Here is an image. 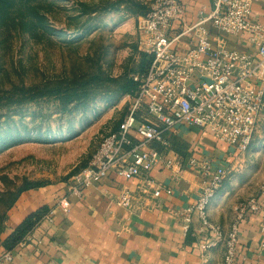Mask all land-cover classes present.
<instances>
[{"label": "rangeland", "instance_id": "rangeland-1", "mask_svg": "<svg viewBox=\"0 0 264 264\" xmlns=\"http://www.w3.org/2000/svg\"><path fill=\"white\" fill-rule=\"evenodd\" d=\"M152 1L0 0V243L22 190L72 182L129 113ZM241 159L238 186L264 181V114Z\"/></svg>", "mask_w": 264, "mask_h": 264}, {"label": "built area", "instance_id": "built-area-1", "mask_svg": "<svg viewBox=\"0 0 264 264\" xmlns=\"http://www.w3.org/2000/svg\"><path fill=\"white\" fill-rule=\"evenodd\" d=\"M255 1L214 0L208 13L200 12L197 21L173 37L169 35L173 24L185 19L182 0L152 1L139 26L151 55L150 64L145 73L132 77L137 90L117 131L102 140L88 165L73 177L67 195L57 203L63 213L70 212L69 196L82 197L85 189L110 175L131 180L146 177L159 164L173 169L177 160L168 150L166 135L183 125L209 130L239 153L249 150L264 114V26L253 20ZM208 25L224 35L251 34L250 39L258 44L257 54L228 49L224 42L211 38ZM183 37L189 38L187 47L178 45ZM153 143L163 149L152 147ZM201 167L203 182L198 199L176 215L182 217L185 232L196 219L202 251L222 244L224 264H233L239 222L248 211L260 212L264 218V208L256 196L240 204L235 221L225 233L210 220L209 207L228 171L207 160ZM148 183L153 181L148 179ZM161 191L153 187V196L159 197ZM166 193L171 194V190ZM259 193L264 196V182ZM134 199L129 189H123L118 204L130 210ZM52 217L53 211L45 215L49 221ZM33 240L29 233L17 248ZM3 258L12 261L13 251L5 252Z\"/></svg>", "mask_w": 264, "mask_h": 264}, {"label": "crops", "instance_id": "crops-1", "mask_svg": "<svg viewBox=\"0 0 264 264\" xmlns=\"http://www.w3.org/2000/svg\"><path fill=\"white\" fill-rule=\"evenodd\" d=\"M186 14L183 22L173 24L169 35L180 34L185 25L208 13L214 0H182ZM253 20L264 26V0L253 5ZM210 36L224 42L228 49L256 55L258 44L251 34L224 35L208 25ZM187 47L188 37L179 39ZM168 150L177 165L169 169L159 164L146 177L125 180L115 175L85 189L82 197L69 196L70 212L57 206L67 195L69 183H56L22 191L7 212L0 243V264H224L225 247L221 244L207 251L200 249L196 235L197 221L188 232L176 214L195 204L202 188L201 162L223 166L228 174L209 207L210 220L228 233L239 205L256 193L264 208L259 185L264 181L247 180L237 185L236 173L243 168L234 147L218 139L209 130L183 125L166 135ZM163 149L159 143L151 145ZM197 161L194 163L193 161ZM148 179L153 184L148 183ZM231 182V187L223 191ZM153 187L162 189L153 196ZM123 189L135 197L130 210L118 204ZM170 189L171 194L166 193ZM45 208L53 211L52 221L43 218L31 232L34 240L23 248L17 246L12 261L3 258V242L32 213ZM264 218L260 212L248 211L239 222L238 242L233 264H264Z\"/></svg>", "mask_w": 264, "mask_h": 264}, {"label": "trees", "instance_id": "trees-1", "mask_svg": "<svg viewBox=\"0 0 264 264\" xmlns=\"http://www.w3.org/2000/svg\"><path fill=\"white\" fill-rule=\"evenodd\" d=\"M143 60H145V58H143ZM150 61L151 60H149V62L147 63L146 60L143 61L140 67V71H138L137 73H145L150 64ZM122 80L123 83L120 85L119 92L133 95L137 90L138 84L129 77H123ZM46 213L47 212L45 208H41L40 210L26 217L25 220L17 227V229L3 242L4 248L7 251L14 249L29 233H31L35 229L37 224L45 217Z\"/></svg>", "mask_w": 264, "mask_h": 264}]
</instances>
